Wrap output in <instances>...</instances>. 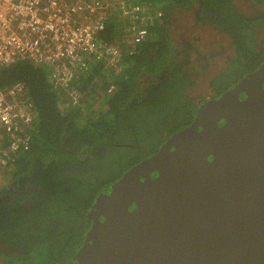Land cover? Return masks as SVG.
<instances>
[{
	"label": "trees",
	"instance_id": "trees-1",
	"mask_svg": "<svg viewBox=\"0 0 264 264\" xmlns=\"http://www.w3.org/2000/svg\"><path fill=\"white\" fill-rule=\"evenodd\" d=\"M104 1L110 7L101 39L118 45L121 56L108 67L90 60L70 84L80 92L77 102L52 85L48 64L0 67V89L23 82L36 110L30 147L0 174L6 264H67L83 242L86 213L100 191L193 119L200 102L188 89L199 73L190 67L191 40L172 44L168 27L175 10L193 8L195 24L230 36L234 53L211 81L217 94L264 61V35L260 42L256 36L264 29V8L248 12L234 0ZM141 28L146 31L136 40Z\"/></svg>",
	"mask_w": 264,
	"mask_h": 264
},
{
	"label": "water",
	"instance_id": "water-1",
	"mask_svg": "<svg viewBox=\"0 0 264 264\" xmlns=\"http://www.w3.org/2000/svg\"><path fill=\"white\" fill-rule=\"evenodd\" d=\"M67 264H264V61L97 195Z\"/></svg>",
	"mask_w": 264,
	"mask_h": 264
},
{
	"label": "built area",
	"instance_id": "built-area-1",
	"mask_svg": "<svg viewBox=\"0 0 264 264\" xmlns=\"http://www.w3.org/2000/svg\"><path fill=\"white\" fill-rule=\"evenodd\" d=\"M109 7L104 0H0V67L25 60L48 64L52 85L77 102L73 79L89 69L90 60L119 50L101 39ZM145 31L139 29L135 39ZM35 117L23 82L0 89V174L30 147Z\"/></svg>",
	"mask_w": 264,
	"mask_h": 264
},
{
	"label": "rangeland",
	"instance_id": "rangeland-1",
	"mask_svg": "<svg viewBox=\"0 0 264 264\" xmlns=\"http://www.w3.org/2000/svg\"><path fill=\"white\" fill-rule=\"evenodd\" d=\"M234 2L238 9L248 12H251L254 8L264 7V3L256 4L253 0H234ZM191 9L174 11L171 15V25L168 28L172 44L175 47H180L181 41L184 38L191 40L193 44L190 55V67L193 72L199 73V76L196 78L195 85L188 89L189 94L191 96H198L197 98H209L215 91L214 86L211 84L212 79L226 66L227 60L234 53V50L229 45L228 35L223 31L211 26L195 24ZM263 34L264 30L259 28L256 32L259 42ZM211 52H216V55L211 57ZM118 56H121V53L116 51V53L104 55L98 61L104 62V66L108 67ZM206 63V66H202ZM142 82L144 83V80ZM0 264H6L1 256Z\"/></svg>",
	"mask_w": 264,
	"mask_h": 264
},
{
	"label": "flooded vegetation",
	"instance_id": "flooded-vegetation-1",
	"mask_svg": "<svg viewBox=\"0 0 264 264\" xmlns=\"http://www.w3.org/2000/svg\"><path fill=\"white\" fill-rule=\"evenodd\" d=\"M261 8H264L263 6H261L259 9H261ZM264 30V29H263ZM225 33V32H224ZM225 34H227V33H225ZM228 35V34H227ZM264 35V34H263ZM228 37H229V45L231 46V39H230V36L228 35ZM232 48V47H231ZM214 94L212 95V96H210V97H214V96H216L217 95V89L214 87ZM196 97H198V96H196ZM209 97V98H210ZM206 99V98H205ZM203 100V97H199V98H197L196 99V101L199 103V102H201Z\"/></svg>",
	"mask_w": 264,
	"mask_h": 264
},
{
	"label": "crops",
	"instance_id": "crops-1",
	"mask_svg": "<svg viewBox=\"0 0 264 264\" xmlns=\"http://www.w3.org/2000/svg\"><path fill=\"white\" fill-rule=\"evenodd\" d=\"M179 10H184V9H177V10H175V12H176V11H179ZM191 10L193 11L194 9L192 8ZM194 20H195V19H194Z\"/></svg>",
	"mask_w": 264,
	"mask_h": 264
}]
</instances>
